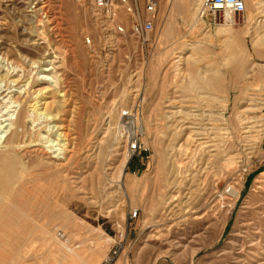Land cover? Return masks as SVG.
Wrapping results in <instances>:
<instances>
[{"label":"rangeland","instance_id":"374dc122","mask_svg":"<svg viewBox=\"0 0 264 264\" xmlns=\"http://www.w3.org/2000/svg\"><path fill=\"white\" fill-rule=\"evenodd\" d=\"M200 2L159 0L142 45L75 0H0L2 115L29 93L34 126L59 119L0 213V264H264V0L212 26Z\"/></svg>","mask_w":264,"mask_h":264},{"label":"bare ground","instance_id":"6f19581e","mask_svg":"<svg viewBox=\"0 0 264 264\" xmlns=\"http://www.w3.org/2000/svg\"><path fill=\"white\" fill-rule=\"evenodd\" d=\"M202 1L203 0H201L200 2L198 9L199 11L197 13L200 20L206 16L204 15L202 17V12L200 9ZM219 14L220 15H217V17L224 18L225 22H223V24L226 23L225 25H231L234 22L235 17H237L232 16L228 11H224L222 12V14L220 12ZM220 22L221 21H217V24H221ZM0 47H2V51H4V57L6 59L9 58L10 52L7 51V53H5L6 49H3L2 45ZM1 69L2 67H0V70ZM8 75L9 74L6 73L5 75L0 76V79L5 81L6 84L9 80ZM12 83L15 82L12 81ZM9 87L10 86L7 85L8 90ZM42 93L43 90H40L39 94H41V96H43ZM28 94L29 93H24L22 97L16 94L13 98H10L12 99V101L10 100L11 103H5V109L13 108L11 107L13 104L18 105V109L17 111H15L16 113L13 119L11 116L9 117L8 114L2 115V111L0 109V117H9L4 120V122H8V124L4 126V129L1 130L2 127H0V213L22 212L21 206L17 205L13 201V199H17L20 195H23L24 192L26 193V189L37 180V177L35 175H32L33 171L31 172L30 166L25 161L28 159L27 156H30L32 154L36 158H38V160L47 158L49 159L48 153H45L44 151H41L39 149H35L34 151L36 154H33L32 152H29V147L33 148L34 146H42V140L47 138V136L44 135H48V131L46 130L47 125H51V123L57 124L59 121V119H57V112L56 115L52 116L50 119L47 117V122L44 127H41V123L34 126L35 122H38L39 120H29L30 112L26 106L29 105L31 109L30 111L34 112L35 110H38V107H46L47 104L41 103L42 100H39L37 98L31 99ZM5 97H7V95L2 99H4ZM56 108L59 109V105L57 103ZM3 123L0 122V125H2ZM38 126L40 127L37 129ZM54 128L56 129V131L59 129L58 126H53L51 129L53 130ZM5 129L9 132L7 135H5L7 133ZM60 135L61 133L57 135L59 136L57 138H60ZM52 164L53 165L48 168V171H54L52 173H55L57 165L54 162Z\"/></svg>","mask_w":264,"mask_h":264},{"label":"built area","instance_id":"2783aa9c","mask_svg":"<svg viewBox=\"0 0 264 264\" xmlns=\"http://www.w3.org/2000/svg\"><path fill=\"white\" fill-rule=\"evenodd\" d=\"M81 6L87 8L95 22L104 32L133 38L144 45L150 42V34L154 31L158 16L159 0H144L140 8L139 0H75ZM202 17L212 16L214 22H225L224 18H218L220 12L228 11L232 16L239 17L245 12L244 0H203L200 6ZM90 45L91 40L86 39ZM139 104L121 113V117H133L140 114ZM142 150L137 141L128 146L132 155L139 154ZM138 211L130 212V218H135Z\"/></svg>","mask_w":264,"mask_h":264},{"label":"crops","instance_id":"0c3cea01","mask_svg":"<svg viewBox=\"0 0 264 264\" xmlns=\"http://www.w3.org/2000/svg\"><path fill=\"white\" fill-rule=\"evenodd\" d=\"M190 18H185V20H188ZM205 22L209 24V26H212L214 24H217V21L216 23L214 22L213 18H204ZM214 23V24H213Z\"/></svg>","mask_w":264,"mask_h":264}]
</instances>
